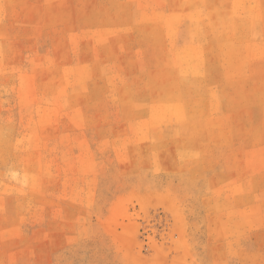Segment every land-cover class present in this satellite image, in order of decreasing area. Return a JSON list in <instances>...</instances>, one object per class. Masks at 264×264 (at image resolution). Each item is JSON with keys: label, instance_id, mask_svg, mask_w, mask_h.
<instances>
[{"label": "rangeland", "instance_id": "obj_1", "mask_svg": "<svg viewBox=\"0 0 264 264\" xmlns=\"http://www.w3.org/2000/svg\"><path fill=\"white\" fill-rule=\"evenodd\" d=\"M0 264H264V0H0Z\"/></svg>", "mask_w": 264, "mask_h": 264}, {"label": "bare ground", "instance_id": "obj_2", "mask_svg": "<svg viewBox=\"0 0 264 264\" xmlns=\"http://www.w3.org/2000/svg\"><path fill=\"white\" fill-rule=\"evenodd\" d=\"M232 13H234V12H232ZM244 15V14H243ZM230 18V17H229ZM233 18V17H232ZM243 18V17H242ZM232 21V22H231ZM231 21H230V19H228V18H225L224 16H219L218 17V19H217V22H218V24L219 25H222L220 28H223L224 27V24L226 25L225 27H228L229 25V22H230V25L231 26H233V19H231ZM227 23V24H226ZM218 24H217V27H218ZM228 25V26H227ZM219 27H218V29H219ZM233 28V27H232ZM230 30V29H229ZM230 36V35H229ZM186 58V57H185ZM184 72V73H183ZM183 72H181V73H183L184 74V76H186V71L184 70ZM180 73V74H181ZM182 75V74H181ZM183 76V75H182Z\"/></svg>", "mask_w": 264, "mask_h": 264}]
</instances>
